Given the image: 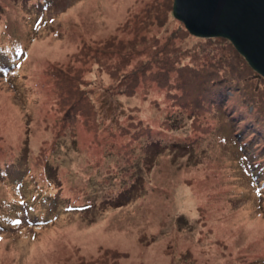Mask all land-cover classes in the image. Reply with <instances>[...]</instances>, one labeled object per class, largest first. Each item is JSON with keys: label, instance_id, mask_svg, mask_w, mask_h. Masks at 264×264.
<instances>
[{"label": "rangeland", "instance_id": "374dc122", "mask_svg": "<svg viewBox=\"0 0 264 264\" xmlns=\"http://www.w3.org/2000/svg\"><path fill=\"white\" fill-rule=\"evenodd\" d=\"M172 3L0 0V264H264V78Z\"/></svg>", "mask_w": 264, "mask_h": 264}, {"label": "water", "instance_id": "95a60500", "mask_svg": "<svg viewBox=\"0 0 264 264\" xmlns=\"http://www.w3.org/2000/svg\"><path fill=\"white\" fill-rule=\"evenodd\" d=\"M172 14L194 36L229 40L264 78V0H173Z\"/></svg>", "mask_w": 264, "mask_h": 264}, {"label": "trees", "instance_id": "16d2710c", "mask_svg": "<svg viewBox=\"0 0 264 264\" xmlns=\"http://www.w3.org/2000/svg\"><path fill=\"white\" fill-rule=\"evenodd\" d=\"M211 105H212V103L209 105V107H211ZM225 109V108H224ZM232 111H233V109H232ZM231 111V112H232ZM210 113V112H209ZM227 116H228V114H226ZM232 116V115H231ZM230 116V117H231ZM229 116H228V118H230ZM242 117H245V116H242ZM247 117H245V121L248 123L247 125L246 124H244V123H241L240 124V122L238 123V124H236V126H235V128H236V134H238L241 130H242V132H245V131H247V135H248V140H249V142H250V140H257V136H256V134L255 133H257L258 135H259V132L257 131V130H259L260 129V123L259 122H257L256 120L254 121V122H252V121H250V119L249 118H247ZM238 119H241L240 117L238 118ZM232 121V120H231ZM233 122V121H232ZM234 123V122H233ZM235 124V123H234ZM240 125H243V127H239ZM246 125V126H245ZM254 125H255V127H254ZM251 126H253L252 128H251ZM250 129V130H249Z\"/></svg>", "mask_w": 264, "mask_h": 264}]
</instances>
